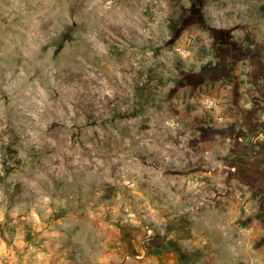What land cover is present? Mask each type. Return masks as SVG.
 <instances>
[{"label":"rangeland","instance_id":"374dc122","mask_svg":"<svg viewBox=\"0 0 264 264\" xmlns=\"http://www.w3.org/2000/svg\"><path fill=\"white\" fill-rule=\"evenodd\" d=\"M263 7L0 0V264H158V247L163 264H219L220 246L249 248Z\"/></svg>","mask_w":264,"mask_h":264},{"label":"crops","instance_id":"0c3cea01","mask_svg":"<svg viewBox=\"0 0 264 264\" xmlns=\"http://www.w3.org/2000/svg\"><path fill=\"white\" fill-rule=\"evenodd\" d=\"M251 67L252 82L259 89V96L253 95L251 97L252 103L255 105V121L257 122L256 124H258L259 126L256 128V133L253 136L255 137V142L251 145V159L255 160L257 163L260 164L264 163V129L262 127V124L264 122V73L261 77L258 75L257 69L260 67V65H257V67L255 65H252ZM259 87L261 88V90ZM254 175L255 177L263 178L264 167H259L257 173L254 172ZM251 189L257 191L259 189V186L251 187ZM244 226H246V229H248L250 233H245V238L244 240L241 239V241L249 242L250 247L246 248L239 245H235L234 247H225V245H222L219 248L218 256H208L210 262L213 263L215 259H218L219 264H239V262L244 261L245 264H264V221H251L248 224H244ZM260 226L262 227V229L258 228ZM251 232H253V234H251ZM244 242H242L241 244L244 245ZM155 250L156 251L153 252L151 256L154 257V260H156V262L159 259V261L157 262L158 264H163L161 255L162 252L160 251L159 247L155 248ZM184 254L185 253L181 251L175 254L173 253L171 255V260L173 258L175 259L176 257L180 259L178 263L181 264L182 260L180 258V255L184 258L187 257V255ZM186 263L188 264L189 262L186 261Z\"/></svg>","mask_w":264,"mask_h":264},{"label":"trees","instance_id":"16d2710c","mask_svg":"<svg viewBox=\"0 0 264 264\" xmlns=\"http://www.w3.org/2000/svg\"><path fill=\"white\" fill-rule=\"evenodd\" d=\"M262 12H264V7L261 9ZM159 84L161 86L164 85V81H160ZM153 92V90L150 88V81H148L146 84L138 85L136 89V95L140 97V99L146 98L145 96H150V93ZM145 94V95H144ZM145 100V99H144ZM116 195V189L114 187H111L110 185L106 187L105 193L103 195V199L109 200L113 196Z\"/></svg>","mask_w":264,"mask_h":264}]
</instances>
